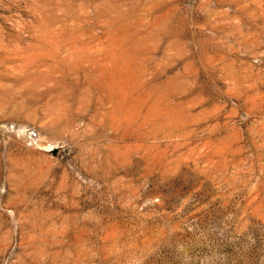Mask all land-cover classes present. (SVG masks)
I'll use <instances>...</instances> for the list:
<instances>
[{
    "label": "rangeland",
    "instance_id": "rangeland-1",
    "mask_svg": "<svg viewBox=\"0 0 264 264\" xmlns=\"http://www.w3.org/2000/svg\"><path fill=\"white\" fill-rule=\"evenodd\" d=\"M0 264H264V0H0Z\"/></svg>",
    "mask_w": 264,
    "mask_h": 264
},
{
    "label": "bare ground",
    "instance_id": "bare-ground-1",
    "mask_svg": "<svg viewBox=\"0 0 264 264\" xmlns=\"http://www.w3.org/2000/svg\"><path fill=\"white\" fill-rule=\"evenodd\" d=\"M37 13H38V11H37ZM9 15V14H8ZM10 19V18H9ZM42 21V20H41ZM48 25V24H47ZM31 28V27H30ZM22 29V28H21ZM9 33V32H8ZM12 39H14V38H12ZM30 41V40H29ZM32 41V40H31ZM13 43V42H12ZM13 48H15V47H13ZM3 49V48H2ZM17 50V49H16ZM32 50V49H31ZM9 52V51H8ZM8 57V56H7ZM16 61V60H15ZM19 62V61H18ZM21 64V63H20ZM16 65H18V64H16ZM12 67V66H11Z\"/></svg>",
    "mask_w": 264,
    "mask_h": 264
}]
</instances>
